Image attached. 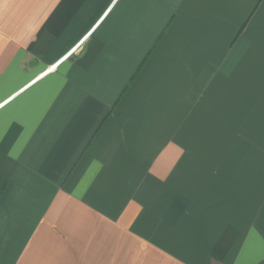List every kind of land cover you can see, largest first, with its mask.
Here are the masks:
<instances>
[{"label": "crops", "instance_id": "obj_1", "mask_svg": "<svg viewBox=\"0 0 264 264\" xmlns=\"http://www.w3.org/2000/svg\"><path fill=\"white\" fill-rule=\"evenodd\" d=\"M0 264H264V0H0Z\"/></svg>", "mask_w": 264, "mask_h": 264}, {"label": "built area", "instance_id": "obj_2", "mask_svg": "<svg viewBox=\"0 0 264 264\" xmlns=\"http://www.w3.org/2000/svg\"><path fill=\"white\" fill-rule=\"evenodd\" d=\"M75 50H76V49H75ZM73 51H74V50H73ZM66 58H67V57H66ZM66 58H64V59H66ZM64 59H63V60H64Z\"/></svg>", "mask_w": 264, "mask_h": 264}]
</instances>
